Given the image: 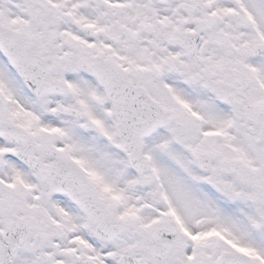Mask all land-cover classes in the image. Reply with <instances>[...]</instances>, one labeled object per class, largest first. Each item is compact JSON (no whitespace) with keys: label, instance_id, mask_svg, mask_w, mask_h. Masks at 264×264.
<instances>
[{"label":"snow or ice","instance_id":"6c2138e0","mask_svg":"<svg viewBox=\"0 0 264 264\" xmlns=\"http://www.w3.org/2000/svg\"><path fill=\"white\" fill-rule=\"evenodd\" d=\"M0 264H264V0H0Z\"/></svg>","mask_w":264,"mask_h":264}]
</instances>
